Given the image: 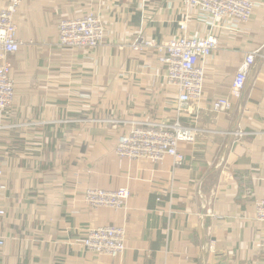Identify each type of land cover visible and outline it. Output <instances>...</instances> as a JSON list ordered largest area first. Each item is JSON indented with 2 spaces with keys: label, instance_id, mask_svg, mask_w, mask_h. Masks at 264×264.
<instances>
[{
  "label": "crops",
  "instance_id": "obj_1",
  "mask_svg": "<svg viewBox=\"0 0 264 264\" xmlns=\"http://www.w3.org/2000/svg\"><path fill=\"white\" fill-rule=\"evenodd\" d=\"M241 31L219 30L205 64L202 101L181 124L198 129L180 144V165L120 159L118 137L135 125L176 120V90L153 49L178 32L179 0H32L15 15L20 47L8 56L12 105L0 112V203L5 245L0 264H264V63L256 59L239 97L231 83L244 55L264 44V0ZM0 0V7L5 4ZM102 20L95 49L58 43V23L87 13ZM192 15L190 31L206 33ZM227 98L228 112L213 101ZM243 134L239 135V132ZM128 187L125 209L91 208L87 188ZM126 230L119 258L97 255L77 239L90 227ZM215 240L213 251L209 239Z\"/></svg>",
  "mask_w": 264,
  "mask_h": 264
},
{
  "label": "built area",
  "instance_id": "obj_2",
  "mask_svg": "<svg viewBox=\"0 0 264 264\" xmlns=\"http://www.w3.org/2000/svg\"><path fill=\"white\" fill-rule=\"evenodd\" d=\"M32 0H5L0 7V112L9 108L14 99V84L10 76L11 61L8 56L18 51L20 41L17 38L15 15L21 4ZM183 18L178 23L177 34L168 40L157 42L150 38L138 37L130 43L134 52L153 49L157 63L164 66L166 84L176 90V120L166 123L135 125L118 137L115 154L120 159L147 160L162 163L172 159L178 166L183 161L179 147L181 143L193 142L198 129L185 126L179 119L184 113H194L199 109L204 90L206 60L212 56L218 45L219 30L241 31L253 16L257 3L254 0H179ZM205 28L200 35L190 31L192 15ZM105 28L95 13H87L71 19H62L58 23V43L70 49H95L103 41ZM256 59L264 63V44L244 55L231 83V94L239 97L245 87L248 76ZM232 102L227 98L213 101L215 112H228ZM239 135L243 134L241 131ZM7 189L4 172L0 166V199ZM130 196L128 187L115 190L87 188L83 202L91 208L102 207L114 210L125 209ZM6 216V210L0 203V221ZM253 219L264 226V198L254 202ZM124 226L103 225L90 227L77 242L97 255L119 258L126 245ZM5 245V237L0 231V248ZM215 240L209 239L208 248L213 251Z\"/></svg>",
  "mask_w": 264,
  "mask_h": 264
}]
</instances>
